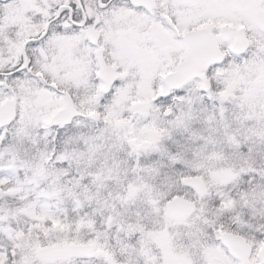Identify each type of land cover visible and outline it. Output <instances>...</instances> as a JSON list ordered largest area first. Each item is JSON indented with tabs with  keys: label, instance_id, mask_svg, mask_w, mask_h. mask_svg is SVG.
<instances>
[{
	"label": "snow or ice",
	"instance_id": "6c2138e0",
	"mask_svg": "<svg viewBox=\"0 0 264 264\" xmlns=\"http://www.w3.org/2000/svg\"><path fill=\"white\" fill-rule=\"evenodd\" d=\"M0 264H264V0H0Z\"/></svg>",
	"mask_w": 264,
	"mask_h": 264
}]
</instances>
